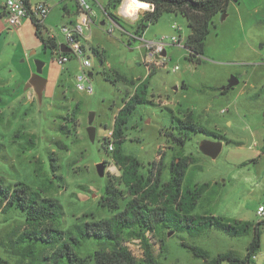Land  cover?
<instances>
[{"label":"rangeland","instance_id":"1","mask_svg":"<svg viewBox=\"0 0 264 264\" xmlns=\"http://www.w3.org/2000/svg\"><path fill=\"white\" fill-rule=\"evenodd\" d=\"M85 1L95 14L93 23L83 27L85 38L81 41L90 62L87 72L92 73V93L76 89L78 60L71 58L59 65L58 49L46 48L41 40L53 36L56 43L64 42L62 26L71 27L79 21L77 0H44L50 10L42 20L41 38L29 17L23 19L28 20V26L9 27L1 15L4 0H0V185L6 188L23 183L58 200L62 229L111 216L99 201L106 184H116L120 169L108 146L106 151L104 139L122 100L133 92L135 83L147 78L150 102L137 106L129 117L122 152L135 156L143 170L161 161L164 180L173 157H189L182 185L207 184L192 214L264 223V217L256 213L264 206V0H230L224 17L219 13L213 18L198 64L186 57L184 41L190 29L179 13L164 12L156 22L139 27L132 18H140L145 9L127 18L121 12L122 0L114 11L120 20L113 21L102 9L107 0ZM161 35H180L181 42L167 46L164 67L148 69L144 42ZM37 62L43 63L41 77L45 81L40 103L37 98L22 100ZM175 66L178 70L173 71ZM232 77L238 78V83L223 92ZM92 112L93 141L87 132ZM187 116L222 136V148L215 158L199 149L201 141L216 140L212 137L189 133L182 147L166 138L164 132L176 133L177 121ZM101 162L103 176L96 168ZM24 223L23 213L13 208L3 211L0 206V257L11 264L36 263L50 254L40 248L26 257L16 252L14 239ZM252 234L229 236L208 228L191 236L159 226L146 236L154 243L159 264H206V259L195 256L182 243L206 251L209 260L228 251L240 258L246 254ZM124 245L141 259L139 240L127 239ZM262 245L264 227L260 226L257 262L264 259ZM100 247L87 240L78 252L86 255Z\"/></svg>","mask_w":264,"mask_h":264},{"label":"trees","instance_id":"2","mask_svg":"<svg viewBox=\"0 0 264 264\" xmlns=\"http://www.w3.org/2000/svg\"><path fill=\"white\" fill-rule=\"evenodd\" d=\"M229 1L142 0V3L150 4L152 9L145 11L139 18V27L156 22L164 12L179 13L185 18L190 29L184 41L186 57L189 62L198 64L202 60L205 39L209 34L213 18L225 12ZM121 2L122 0H107L105 7L101 6L104 14L113 21L120 20L114 11ZM32 23L36 35L40 37L42 25L34 20ZM41 40L46 48H56L53 38L47 41L42 38ZM147 95L148 79L146 78L135 83L133 93L122 100L123 104L114 116L111 139H104L106 151L108 144L113 143L111 158L120 169L116 184L107 183L104 196L99 201L103 208L112 212L108 218L99 220L90 218L62 229L59 224L63 211L58 200L42 196L39 191L23 183L6 188L0 185V206H3V211L13 208L25 215L24 228L16 234L14 239L16 252L26 257L31 256L35 248L50 251L48 256H41L36 263L29 264H159L153 253L154 243L150 242L146 236L147 232H154L159 226L170 231L188 232L191 236H198L208 228L223 231L229 236H242L252 231V239L243 259L237 257L234 252L228 251L219 253L209 260L206 251L197 246L182 243L195 256L206 259V264L223 262L252 264L251 257L256 256L260 248V226L264 227V223L252 224L241 220L231 222L221 216L192 214L207 184L194 187L182 185L190 163L189 157H173L167 170L168 178L164 180L165 166L161 161L158 165L153 163L152 166L143 170L135 156L122 152L123 133L128 119L137 106L150 102ZM78 108L76 106L75 110ZM60 129L64 130L65 125H62ZM174 130L176 133L164 132V135L178 147H182L189 139V133H202L205 136L223 140L222 136L194 122L190 116L178 120ZM50 158L53 160L52 156ZM51 168L52 171L56 170L53 165ZM89 216L90 214L87 217ZM127 239L139 240L142 249L140 260H137L124 245ZM87 240L97 242L101 247L81 255L78 250ZM0 264L11 263L0 257Z\"/></svg>","mask_w":264,"mask_h":264},{"label":"built area","instance_id":"3","mask_svg":"<svg viewBox=\"0 0 264 264\" xmlns=\"http://www.w3.org/2000/svg\"><path fill=\"white\" fill-rule=\"evenodd\" d=\"M78 10H79V21L70 26H62L61 31L64 34L63 44L69 48V52H58L56 57V62L59 65H63L68 62L71 58H76L79 63L78 73L75 76L76 89L79 91H85L87 93H92L93 89L90 83V76L87 72V68L90 66V62L85 57V48L81 43L84 36V26H90L93 22L94 10L90 4L85 0H77ZM4 11L7 24L11 28H17L20 26L23 19L29 17L34 20L37 24H42V20L46 17L49 12V6L40 0L35 3H31L29 0H4ZM172 29L180 31V27L172 25ZM180 35H161L160 37L152 40L145 41L144 47L146 50V56L144 58L145 64L148 69L152 65L162 67L165 66L167 60V46H172L175 44H180ZM178 70L175 66L173 71ZM112 132L107 134V138L111 139ZM114 149L113 143L108 144V151L112 152ZM257 215L264 217V206L261 205L257 209ZM256 256L251 257L252 264H255Z\"/></svg>","mask_w":264,"mask_h":264},{"label":"water","instance_id":"4","mask_svg":"<svg viewBox=\"0 0 264 264\" xmlns=\"http://www.w3.org/2000/svg\"><path fill=\"white\" fill-rule=\"evenodd\" d=\"M139 1H142V0H139ZM233 1H236V0H233ZM221 15L223 18L224 14L221 13ZM59 51L65 53V52H69L70 50L64 44H61L59 46ZM42 66H43V63H41V62L36 63V68L32 73V78L28 82L29 88L33 89V92H34L37 100L39 101V103L42 100V95H43V91L45 88V81L41 77ZM89 76L91 77L92 73H89ZM237 83H238V78L232 77L228 81L227 86L223 87L222 89L231 88ZM94 115L95 114L93 112L90 113L89 120H88L89 126L87 128L88 136H89L91 141H93L94 137H95V128L92 125ZM221 148H222V141L221 140H215V141L203 140L199 143V149L202 152V154L209 156V157H212V158H215L219 154V152L221 151ZM96 168H97V173L99 174V176H103L104 163L101 162V163L97 164Z\"/></svg>","mask_w":264,"mask_h":264},{"label":"crops","instance_id":"5","mask_svg":"<svg viewBox=\"0 0 264 264\" xmlns=\"http://www.w3.org/2000/svg\"><path fill=\"white\" fill-rule=\"evenodd\" d=\"M31 3H35V2H38V1H40V0H29ZM126 3H128V2H123V5H122V7L126 4ZM131 3V2H130ZM144 5L146 4V3H143ZM147 5V7H142V8H140L139 10H141V9H145L144 11H146V10H150V7L148 8V4H146ZM121 7V12H122V14H125L124 13V8H122ZM49 10H50V8H49ZM139 10H137V11H135V12H132V14L131 15H126V17L127 18H129V17H131V16H133L136 12H138ZM117 13V12H116ZM78 14H79V10H78ZM2 16H4L5 17V13L4 12H2V14H1ZM47 16V15H46ZM129 16V17H128ZM121 17H123L122 15H121ZM138 19H139V15L136 17V18H132V20L133 21H135V22H138ZM93 21H94V17H93ZM93 23V22H92ZM41 25H43V22H42V24ZM9 26V25H8ZM26 26H28V20H22V22H21V24H20V26H18L17 28H13V29H18V28H20V29H22V28H24V27H26ZM50 38H53V36H50ZM54 39V38H53ZM61 44H63V43H56V48L58 49V52H59V46L61 45ZM144 63H145V60H144ZM161 67V66H160ZM162 67H164V66H162ZM151 68V67H150ZM153 69V68H152ZM26 96H24V97H22V100H33L34 98H36V96H35V94H34V92H33V89L32 88H29V86H28V83L26 84ZM134 90V87H133V89H132V91ZM133 93V92H132ZM131 93V94H132ZM130 94V95H131ZM21 98V97H20ZM0 100H2L1 98H0ZM114 120V119H113ZM109 132H112L111 131V129H109V131H108V133ZM217 140V139H216ZM222 141V140H221ZM261 206V205H260ZM241 221H243V219H241ZM262 249H264V246L262 245ZM246 255V254H245ZM245 255L243 256V257H240L241 259H243L244 257H245ZM254 262H255V264H264V259H261L260 260V262H257V255H256V258H255V260H254Z\"/></svg>","mask_w":264,"mask_h":264},{"label":"clouds","instance_id":"6","mask_svg":"<svg viewBox=\"0 0 264 264\" xmlns=\"http://www.w3.org/2000/svg\"><path fill=\"white\" fill-rule=\"evenodd\" d=\"M134 6L135 7H142L141 5H134L133 3H126L124 5V13L126 15H131L132 14V9H133Z\"/></svg>","mask_w":264,"mask_h":264},{"label":"bare ground","instance_id":"7","mask_svg":"<svg viewBox=\"0 0 264 264\" xmlns=\"http://www.w3.org/2000/svg\"><path fill=\"white\" fill-rule=\"evenodd\" d=\"M125 2H128V3H133L134 5H144L141 1H138V0H135V2H134V0H125L124 1V3ZM148 4V3H147ZM149 6H148V8L149 7H151V5L150 4H148ZM122 8H124V6L122 7ZM140 8H142V7H133V9H132V12H135V11H137V10H139Z\"/></svg>","mask_w":264,"mask_h":264},{"label":"flooded vegetation","instance_id":"8","mask_svg":"<svg viewBox=\"0 0 264 264\" xmlns=\"http://www.w3.org/2000/svg\"><path fill=\"white\" fill-rule=\"evenodd\" d=\"M2 9H3V11H2V12H4V13H5V11H4V6L2 7ZM228 89H229V88H228ZM224 90H227V89H223V91H224Z\"/></svg>","mask_w":264,"mask_h":264},{"label":"snow or ice","instance_id":"9","mask_svg":"<svg viewBox=\"0 0 264 264\" xmlns=\"http://www.w3.org/2000/svg\"><path fill=\"white\" fill-rule=\"evenodd\" d=\"M134 2H135V0H134ZM142 7H147V5L145 4V5H141Z\"/></svg>","mask_w":264,"mask_h":264}]
</instances>
